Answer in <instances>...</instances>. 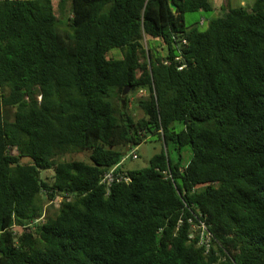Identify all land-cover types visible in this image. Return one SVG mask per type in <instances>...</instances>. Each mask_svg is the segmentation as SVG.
Returning <instances> with one entry per match:
<instances>
[{"label": "trees", "instance_id": "16d2710c", "mask_svg": "<svg viewBox=\"0 0 264 264\" xmlns=\"http://www.w3.org/2000/svg\"><path fill=\"white\" fill-rule=\"evenodd\" d=\"M246 3L200 30L184 15L210 0H0V264H264V0Z\"/></svg>", "mask_w": 264, "mask_h": 264}, {"label": "rangeland", "instance_id": "374dc122", "mask_svg": "<svg viewBox=\"0 0 264 264\" xmlns=\"http://www.w3.org/2000/svg\"><path fill=\"white\" fill-rule=\"evenodd\" d=\"M246 4H247L246 0L245 1L230 0V5L234 8L242 7ZM224 6H226L225 2H224ZM219 16H222L221 10L218 12H216V11L195 12V13L185 14L184 15V21L186 23V26L189 27V26L195 25L196 23L199 22V20L201 18H203L205 20V22L203 24L199 25L198 28L200 30H204V29H206L207 23L211 18H215V17H219ZM153 42L160 43V41H157V40L156 41L149 40L147 37L143 41L145 46H149ZM109 57L120 58L121 54L118 50H112L109 53ZM126 110L128 113L133 114V116L135 118H138L141 116V112H139V111L133 112L132 111L133 110L132 104L128 105ZM12 113L13 112L11 111L10 115H12ZM161 148H162V143L159 142L158 140H156L154 138L147 139L146 141H144L143 143H141L140 145H138L136 147V153L138 155V158L135 160H131V159L127 158L123 164V168L126 170H129V171H133V170L142 169V168L148 166V162H149L150 158L154 154L159 152L161 150ZM186 152H188V151L186 150ZM187 156H189V152H188ZM67 159H79V160L87 161L88 160V154L87 153L73 154V155H70L69 157H67ZM41 177L43 179L49 180L52 177V172L51 171L42 172ZM59 203H60V198L55 199L53 202L45 203V205H44L45 212L51 216L55 215L57 210H58ZM15 230L18 231L17 229H15Z\"/></svg>", "mask_w": 264, "mask_h": 264}, {"label": "built area", "instance_id": "2783aa9c", "mask_svg": "<svg viewBox=\"0 0 264 264\" xmlns=\"http://www.w3.org/2000/svg\"><path fill=\"white\" fill-rule=\"evenodd\" d=\"M184 66H181L179 68V70H181ZM131 156L132 158H136V156L134 154L131 153ZM120 181H128V178L126 177H123L122 175H114L113 172H109L107 174H105L101 180V184H104L106 185L108 188L109 186L114 183V182H120ZM200 229H201V232L199 234L200 238H199V244L204 246V248L206 250H208L209 248V243H210V239H211V236H210V233L207 231V228L204 224L201 223L200 225Z\"/></svg>", "mask_w": 264, "mask_h": 264}, {"label": "crops", "instance_id": "0c3cea01", "mask_svg": "<svg viewBox=\"0 0 264 264\" xmlns=\"http://www.w3.org/2000/svg\"><path fill=\"white\" fill-rule=\"evenodd\" d=\"M242 1H245V0H242ZM210 2L213 6V11H216V12L218 10H221L224 7V2H225V4L230 5V0H210ZM201 21H204V19L201 18Z\"/></svg>", "mask_w": 264, "mask_h": 264}, {"label": "water", "instance_id": "95a60500", "mask_svg": "<svg viewBox=\"0 0 264 264\" xmlns=\"http://www.w3.org/2000/svg\"><path fill=\"white\" fill-rule=\"evenodd\" d=\"M170 8H171V10H172V12L173 13H175L176 12V5L175 4H173V3H170ZM128 151V149L126 150V152Z\"/></svg>", "mask_w": 264, "mask_h": 264}]
</instances>
